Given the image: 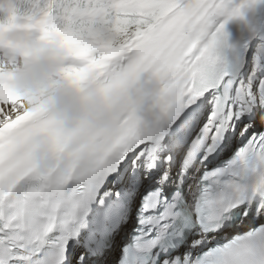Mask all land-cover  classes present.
Listing matches in <instances>:
<instances>
[{
	"label": "snow or ice",
	"instance_id": "obj_1",
	"mask_svg": "<svg viewBox=\"0 0 264 264\" xmlns=\"http://www.w3.org/2000/svg\"><path fill=\"white\" fill-rule=\"evenodd\" d=\"M261 9L0 0V264H264V79L228 70L264 67ZM52 42L71 126L12 86Z\"/></svg>",
	"mask_w": 264,
	"mask_h": 264
},
{
	"label": "clouds",
	"instance_id": "obj_2",
	"mask_svg": "<svg viewBox=\"0 0 264 264\" xmlns=\"http://www.w3.org/2000/svg\"><path fill=\"white\" fill-rule=\"evenodd\" d=\"M20 62L12 78V86L21 94L42 95L51 111L62 115L68 126L82 115L84 106L81 93L67 81L59 80L63 50L56 42L35 46L21 44Z\"/></svg>",
	"mask_w": 264,
	"mask_h": 264
},
{
	"label": "bare ground",
	"instance_id": "obj_3",
	"mask_svg": "<svg viewBox=\"0 0 264 264\" xmlns=\"http://www.w3.org/2000/svg\"><path fill=\"white\" fill-rule=\"evenodd\" d=\"M249 16H250V18L264 17V9H261L258 13H249ZM233 24L236 26V29H235L236 38H239V36H240V25L238 22H235V21L233 22Z\"/></svg>",
	"mask_w": 264,
	"mask_h": 264
}]
</instances>
